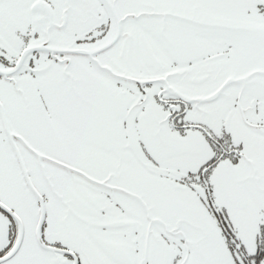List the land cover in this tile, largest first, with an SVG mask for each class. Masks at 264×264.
<instances>
[{"label":"snow or ice","instance_id":"snow-or-ice-1","mask_svg":"<svg viewBox=\"0 0 264 264\" xmlns=\"http://www.w3.org/2000/svg\"><path fill=\"white\" fill-rule=\"evenodd\" d=\"M0 264H264V0H0Z\"/></svg>","mask_w":264,"mask_h":264}]
</instances>
